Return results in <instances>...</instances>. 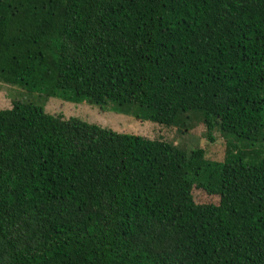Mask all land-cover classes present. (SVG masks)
Returning a JSON list of instances; mask_svg holds the SVG:
<instances>
[{
  "label": "trees",
  "instance_id": "16d2710c",
  "mask_svg": "<svg viewBox=\"0 0 264 264\" xmlns=\"http://www.w3.org/2000/svg\"><path fill=\"white\" fill-rule=\"evenodd\" d=\"M0 83L262 142L264 0H0ZM236 141L214 162L14 102L0 264H264V159Z\"/></svg>",
  "mask_w": 264,
  "mask_h": 264
},
{
  "label": "rangeland",
  "instance_id": "374dc122",
  "mask_svg": "<svg viewBox=\"0 0 264 264\" xmlns=\"http://www.w3.org/2000/svg\"><path fill=\"white\" fill-rule=\"evenodd\" d=\"M14 102L43 104L46 112L51 115H63L66 119L79 118L119 133L169 142L186 151L202 148L206 152V158L214 162L223 163L228 149L227 142L236 141L219 130L213 133L215 141H210L201 118L193 120L189 130H182L114 112L111 106L102 109L89 103L75 104L57 98L46 99L39 92L31 93L24 87L0 83V110L11 109ZM236 143L235 154L241 151L247 163H258L264 159V141L239 140ZM194 197L196 202L201 204H218L220 201L218 196L211 197L199 190L194 191Z\"/></svg>",
  "mask_w": 264,
  "mask_h": 264
}]
</instances>
